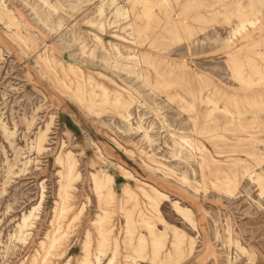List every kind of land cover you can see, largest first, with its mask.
I'll use <instances>...</instances> for the list:
<instances>
[{
    "label": "rangeland",
    "instance_id": "obj_1",
    "mask_svg": "<svg viewBox=\"0 0 264 264\" xmlns=\"http://www.w3.org/2000/svg\"><path fill=\"white\" fill-rule=\"evenodd\" d=\"M0 264H264V0H0Z\"/></svg>",
    "mask_w": 264,
    "mask_h": 264
}]
</instances>
